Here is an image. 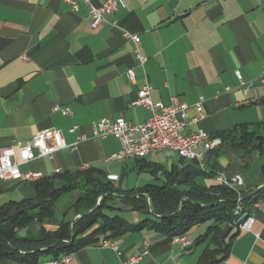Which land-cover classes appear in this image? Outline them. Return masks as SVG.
I'll use <instances>...</instances> for the list:
<instances>
[{"label":"crops","instance_id":"crops-1","mask_svg":"<svg viewBox=\"0 0 264 264\" xmlns=\"http://www.w3.org/2000/svg\"><path fill=\"white\" fill-rule=\"evenodd\" d=\"M103 1L92 0L94 5ZM123 2L124 7L91 29L83 4L75 13L63 0H0V146L47 130L61 131L66 144L50 157L22 164V172L45 176L93 167L119 176L110 169L118 161L108 160L120 148L118 139L95 137L91 123L118 116L143 123L150 111L130 103L145 83L151 86L152 100L164 104L192 106L201 97L203 116L193 128L211 135L264 122V0ZM124 32L138 35V43ZM135 50L146 57L143 65ZM55 104L68 107L71 114L52 111ZM189 113L196 115L192 107ZM72 126L75 130L70 132ZM126 160L130 159L122 161ZM166 162L167 168L162 166L166 170L173 164L185 165L179 159ZM204 162L215 175H240L238 189L244 192L264 183L260 171L264 155L257 152L241 157L224 146L218 155L207 153ZM119 180L120 176L110 182L120 189ZM65 193L72 194L62 210L55 204L54 216L61 211V219L67 220L78 195ZM35 196L31 182L0 181V206ZM249 213L254 217L251 230L232 228L229 235H237L217 264H264V207L251 206ZM141 219L134 213L128 221ZM204 226L192 227L186 237L192 242ZM101 240L100 236L71 252L66 264H120L131 257L137 258L134 264H197L206 246L202 242L186 248L153 230L111 238L117 250L102 247ZM50 258L44 255L40 260ZM0 264L27 263L0 258Z\"/></svg>","mask_w":264,"mask_h":264},{"label":"trees","instance_id":"trees-1","mask_svg":"<svg viewBox=\"0 0 264 264\" xmlns=\"http://www.w3.org/2000/svg\"><path fill=\"white\" fill-rule=\"evenodd\" d=\"M214 136L221 139V145L210 151L213 155H218L224 146L237 150L241 157L248 158L253 152L264 155V122L234 126ZM133 160L139 170L149 171L155 178L160 173L161 183H149L121 192L106 179L103 170L93 167L56 172L32 181L34 198L45 199V202L0 223V258L35 264L44 255L56 258L74 252L97 242L100 236L103 240L127 232L153 230L171 238L205 224L191 246L206 243L197 264H217L226 257L229 244L237 235H229V232L232 228L238 230L235 223L238 217L233 213L238 194H241V205L246 213L251 210L253 202L264 197V187L248 195L238 188L216 182L214 170L206 166L200 177H187L184 183L176 184L177 165L166 170L144 157ZM179 162L184 163L181 158ZM260 171L264 181V162ZM65 192H77L78 195L69 211L80 216L72 222L57 220L54 216L56 201ZM99 197L101 200L97 204ZM26 201L24 199L18 205ZM10 205L0 206V211ZM116 210L134 211L142 215V219L132 223L119 214L107 212ZM43 220H54L57 224L43 225ZM31 224L42 225L41 241L18 238L17 231Z\"/></svg>","mask_w":264,"mask_h":264},{"label":"built area","instance_id":"built-area-1","mask_svg":"<svg viewBox=\"0 0 264 264\" xmlns=\"http://www.w3.org/2000/svg\"><path fill=\"white\" fill-rule=\"evenodd\" d=\"M73 12H78L80 4L86 7L89 18V27L96 28L106 15L113 14L119 8L124 7L123 0H104L99 5H94L92 0H63ZM111 24L115 26V21ZM126 38L131 39L135 44L139 41V36L124 32ZM136 57L140 65L146 61V57L138 54ZM264 68V62L262 64ZM131 79L133 73L131 69L126 71ZM235 76L240 80V74L236 70ZM151 86L145 83L136 92V98L130 105H139L150 111L149 117L140 124H132L123 117L118 116L111 120L102 118L91 123L93 135L103 138L111 135L118 139L120 148L112 153L109 161H120L124 159L143 158L155 152L170 150L177 154L181 159L192 161L200 170L205 169L204 159L206 154L221 145V139L218 136L211 135L201 129H194L193 126L202 118V102L199 101L189 106L185 103L164 104L160 101H153L151 98ZM194 108L196 115H190V108ZM52 111H59L63 115H70L68 107L53 105ZM75 126L69 131L73 132ZM66 147L63 135L59 130L41 131L33 135L26 141L14 140L7 145L0 146V181H27L31 182L42 177L40 172H22L20 166L28 164L36 158L50 157L56 151ZM183 166V165H181ZM108 181H117L116 174H107ZM215 181L235 189L241 185V176L234 175L226 177L219 173L214 177ZM241 194H238L237 203L234 208V215L238 217L236 226L239 231H250L254 223V217L251 213L243 211L241 205ZM252 208L264 207V197L253 202ZM78 216V215H76ZM75 216V217H76ZM173 243H180L183 247H190L192 242L186 237V234L176 235L170 238ZM102 247H110L117 250V245L110 239H103L100 242ZM71 253L60 255L56 258L40 260L35 264H66L70 261ZM136 257H131L120 264H134Z\"/></svg>","mask_w":264,"mask_h":264},{"label":"rangeland","instance_id":"rangeland-1","mask_svg":"<svg viewBox=\"0 0 264 264\" xmlns=\"http://www.w3.org/2000/svg\"><path fill=\"white\" fill-rule=\"evenodd\" d=\"M179 159V157L177 156L176 153L170 151V150H164L161 152H156L153 154H149L147 157V160L149 161H154V162H158L160 164H162V166H164V168H167L168 163L166 162V160H168L170 163H177V160ZM134 160L130 159V160H126V161H118L115 163H112L110 166V169L113 170L114 172H116L119 176H120V189L121 190H130V189H134V188H139L142 187L143 185H145L146 183H156L159 184L161 183V175H158V178H155V175H152L149 171H142L139 170L135 165H134ZM183 162L185 164H191L192 161L188 160V159H183ZM32 182V181H31ZM122 192V191H121ZM72 193H64L62 194V196L57 200L56 202V208L58 210H62L64 208V206L67 204L68 199L70 198ZM116 195V194H114ZM101 200V197L98 198L97 200V204L99 203V201ZM114 203H117V200L114 201ZM115 206L119 207L118 204H116ZM110 215L113 213L119 214L121 217L130 220V218L132 217V215L136 212L134 211H130V210H116V211H107ZM72 215H74V213L71 211L66 215V219L69 218V221H73L75 219H77L80 215L78 216H73L74 218L71 220ZM139 215V214H138ZM142 216V215H140ZM63 217V214L61 211L56 212L55 214V218L57 220H61V218ZM203 230V228H202ZM203 245V244H202ZM201 244L197 245L199 248L202 246Z\"/></svg>","mask_w":264,"mask_h":264},{"label":"water","instance_id":"water-1","mask_svg":"<svg viewBox=\"0 0 264 264\" xmlns=\"http://www.w3.org/2000/svg\"><path fill=\"white\" fill-rule=\"evenodd\" d=\"M200 176H201V170L195 164H185L179 167L176 184L184 183L187 177L197 178ZM262 187H264V183L259 187H257V189H255L248 195L254 194L257 190H259ZM44 202L45 199L34 198L24 202L22 205L8 206L4 210L0 211V223L16 216L19 213L32 210ZM56 224L57 222L54 220H43V225H56ZM41 228L42 225H36V224L24 226L17 231L18 238L25 241H34V242L41 241L42 240Z\"/></svg>","mask_w":264,"mask_h":264},{"label":"bare ground","instance_id":"bare-ground-1","mask_svg":"<svg viewBox=\"0 0 264 264\" xmlns=\"http://www.w3.org/2000/svg\"><path fill=\"white\" fill-rule=\"evenodd\" d=\"M66 254H69V253H66ZM64 255V254H63Z\"/></svg>","mask_w":264,"mask_h":264}]
</instances>
